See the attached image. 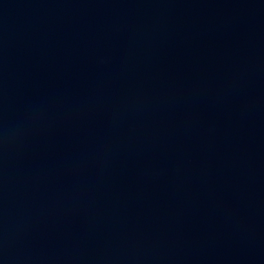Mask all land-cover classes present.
<instances>
[{
	"label": "water",
	"instance_id": "obj_1",
	"mask_svg": "<svg viewBox=\"0 0 264 264\" xmlns=\"http://www.w3.org/2000/svg\"><path fill=\"white\" fill-rule=\"evenodd\" d=\"M0 264H264V0H0Z\"/></svg>",
	"mask_w": 264,
	"mask_h": 264
}]
</instances>
